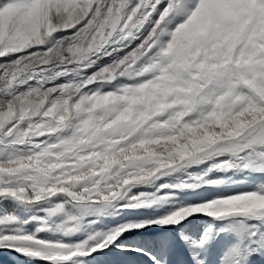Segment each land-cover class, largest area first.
I'll list each match as a JSON object with an SVG mask.
<instances>
[{
  "label": "snow or ice",
  "instance_id": "snow-or-ice-1",
  "mask_svg": "<svg viewBox=\"0 0 264 264\" xmlns=\"http://www.w3.org/2000/svg\"><path fill=\"white\" fill-rule=\"evenodd\" d=\"M0 251L264 264V0H0Z\"/></svg>",
  "mask_w": 264,
  "mask_h": 264
},
{
  "label": "rangeland",
  "instance_id": "rangeland-1",
  "mask_svg": "<svg viewBox=\"0 0 264 264\" xmlns=\"http://www.w3.org/2000/svg\"><path fill=\"white\" fill-rule=\"evenodd\" d=\"M0 264H24V260L16 253L0 251Z\"/></svg>",
  "mask_w": 264,
  "mask_h": 264
}]
</instances>
